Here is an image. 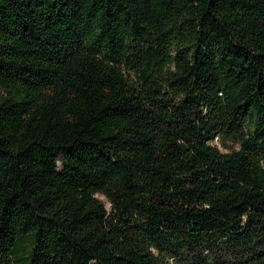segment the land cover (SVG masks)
I'll return each instance as SVG.
<instances>
[{
  "label": "trees",
  "instance_id": "16d2710c",
  "mask_svg": "<svg viewBox=\"0 0 264 264\" xmlns=\"http://www.w3.org/2000/svg\"><path fill=\"white\" fill-rule=\"evenodd\" d=\"M0 264H264V0H0Z\"/></svg>",
  "mask_w": 264,
  "mask_h": 264
},
{
  "label": "rangeland",
  "instance_id": "374dc122",
  "mask_svg": "<svg viewBox=\"0 0 264 264\" xmlns=\"http://www.w3.org/2000/svg\"><path fill=\"white\" fill-rule=\"evenodd\" d=\"M214 143L215 144H217V145H219V147L222 149V151H224V152H227L229 149L228 148H226V147H224L221 143H220V141L216 138V140L214 141ZM231 144V143H230ZM107 206L109 207L110 205L109 204H107Z\"/></svg>",
  "mask_w": 264,
  "mask_h": 264
}]
</instances>
